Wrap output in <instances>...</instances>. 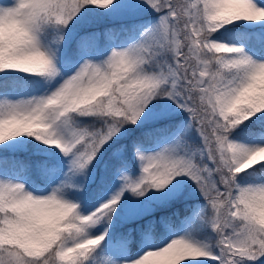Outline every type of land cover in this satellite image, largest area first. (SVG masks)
<instances>
[{"label": "snow or ice", "instance_id": "6c2138e0", "mask_svg": "<svg viewBox=\"0 0 264 264\" xmlns=\"http://www.w3.org/2000/svg\"><path fill=\"white\" fill-rule=\"evenodd\" d=\"M0 264H264V0H0Z\"/></svg>", "mask_w": 264, "mask_h": 264}]
</instances>
